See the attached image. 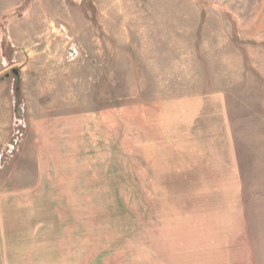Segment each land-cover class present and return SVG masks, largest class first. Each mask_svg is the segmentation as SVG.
<instances>
[{
  "label": "rangeland",
  "instance_id": "374dc122",
  "mask_svg": "<svg viewBox=\"0 0 264 264\" xmlns=\"http://www.w3.org/2000/svg\"><path fill=\"white\" fill-rule=\"evenodd\" d=\"M0 264H264V0H0Z\"/></svg>",
  "mask_w": 264,
  "mask_h": 264
},
{
  "label": "crops",
  "instance_id": "0c3cea01",
  "mask_svg": "<svg viewBox=\"0 0 264 264\" xmlns=\"http://www.w3.org/2000/svg\"><path fill=\"white\" fill-rule=\"evenodd\" d=\"M7 124H8V119H7V114L3 116V136H6L7 132Z\"/></svg>",
  "mask_w": 264,
  "mask_h": 264
}]
</instances>
